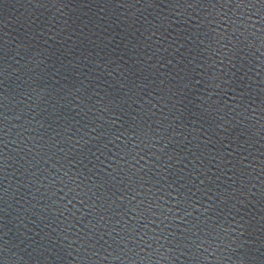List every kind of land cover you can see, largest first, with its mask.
<instances>
[{"label":"water","instance_id":"water-1","mask_svg":"<svg viewBox=\"0 0 264 264\" xmlns=\"http://www.w3.org/2000/svg\"><path fill=\"white\" fill-rule=\"evenodd\" d=\"M262 101L260 0H0V235L7 241L0 259L262 264ZM209 104L219 111L206 112ZM93 127L105 132L99 141ZM128 140L131 155L123 151ZM73 196L76 215L60 216L53 201ZM187 196L203 232H184L191 225L179 215L160 214ZM208 196L214 211L200 216ZM150 203L155 217L140 214ZM128 209L135 213L124 215ZM237 224L244 234L231 247L202 244L212 225ZM114 240L127 244L123 253Z\"/></svg>","mask_w":264,"mask_h":264},{"label":"snow or ice","instance_id":"snow-or-ice-1","mask_svg":"<svg viewBox=\"0 0 264 264\" xmlns=\"http://www.w3.org/2000/svg\"><path fill=\"white\" fill-rule=\"evenodd\" d=\"M228 2H232V0H228ZM241 2H243V0H241ZM261 3H264V0H260ZM192 5L189 4V7H191ZM239 6V4L237 5ZM201 43H203V41H201ZM216 43H220V41H216ZM221 47H224V45H221ZM216 54H219L220 52V49H216L215 50ZM222 63V61H221ZM218 77L216 75H213L211 77V79L213 81H215ZM183 79V78H182ZM196 84H199L200 81H195ZM189 85L188 83H185L183 85L184 88H187ZM216 88H219L220 85L219 84H216L215 85ZM179 90V89H178ZM177 95V93H173V96ZM211 95V94H210ZM241 95H243V93H241ZM177 103H183L182 100H177L176 101ZM109 103H111V101H109ZM262 103H264V101H262ZM173 108H175V104L172 105ZM213 110V111H219L218 108H215L213 104H209V107L208 109H205L206 112H209V110ZM104 111H111L110 108H105ZM209 114H211V112H209ZM225 115H227L225 113ZM120 119L119 117H116L115 120H112L111 123L112 124H115L116 123V120ZM133 121H135L136 117H133L132 118ZM165 119H167V117H165ZM220 121L224 122V124H227L228 121H225V117L224 116H221L220 118ZM125 123H127V121L123 122L120 124V128H124V125ZM85 127H87V125H85ZM129 127H132V125H129ZM137 127H139V125H137ZM172 127V130H173V134L174 135H177L179 133L176 132V128L174 126H171ZM217 128H220L221 127V124L218 123L216 125ZM127 130V129H125ZM226 130V129H225ZM79 131V129L77 130ZM91 133H95V136L92 137L93 139H96V140H100L102 139L104 136H105V132L103 130H100L98 129V127H93L91 130ZM119 131V130H118ZM85 135H89V133H85ZM123 135V133L121 132L119 135H116L115 137V140L116 141H120V136ZM133 135L135 136V131L133 132ZM238 135H243V133H240ZM69 139H71V137H69ZM81 139H84L83 136H81ZM132 141L131 140H128L127 142H122L123 143V151L126 153V155H131V152L128 150L127 148V143H131ZM77 143H79V141H77ZM85 143H87V141H85ZM109 143H113V141H109ZM141 143H145L144 141H141ZM245 143H247V141H245ZM117 148H120L121 145L118 143L115 145ZM148 145L145 143V147H147ZM106 147V145H105ZM198 147V146H197ZM167 148V145H164L163 147H161L160 151L161 152H165V149ZM61 151H63V149H60ZM109 151H111L109 149ZM139 159L137 160V157L136 156H133V160H136L137 163H139V160H143L144 157L142 155H139ZM120 159H123V157H120ZM168 159L171 160L172 157L169 155L168 156ZM125 163H127V161H125ZM140 169H137V171H139ZM198 176L199 175H203V173H198L197 174ZM64 176L65 177H68L69 181L71 182H75L74 178L73 177H69L68 175V172H65L64 173ZM183 179V178H181ZM63 182V181H62ZM157 183H159V181H157ZM204 184V179H199V185H203ZM198 185V187H199ZM185 185H181V187H184ZM77 187H79V185L77 184ZM169 187H171V185H169ZM61 191H63V189L61 188L60 189ZM160 189H158L159 191ZM69 191H72V189H69ZM189 192H191V189L189 188L188 189ZM95 195V194H94ZM169 195H171L169 193ZM192 195H195V193H192ZM180 196V192L179 190H177V197ZM219 198V197H217ZM75 199V196H73L71 199H69L67 201V204H64L63 203V200H64V197H61L60 198V202L58 203L57 201H53V205L55 206V210L56 212L59 213L60 216H64V211H68L72 216H75L76 215V211H73L72 209L75 208V205L73 204V200ZM133 199H135V197H133ZM157 200L159 199H162V197H157L156 198ZM207 199L210 201V203L208 204L207 207L204 208V211L200 213V216H204L205 213H210V212H213L214 209H213V204L211 203L212 201V196H208ZM132 201L130 200L129 203H131ZM81 205L83 206L84 205V201L81 200L80 201ZM141 204L143 203L142 201L140 202ZM175 203H176V209L175 211H173V209L171 207H169L167 209V213H165L164 211H161V215H164L165 216V219L168 218V214H171L172 218L175 219L177 215H179V218L181 220V222L184 224V225H191V227H186L183 229L184 232H191L192 231V227H195L197 228L198 231L200 232H203V229L200 228L199 224H193L192 222V211H189V208H193L194 209V206L191 204V196H187V197H184L183 200L181 199H176L175 200ZM71 206V207H69ZM159 207L162 208V205H158ZM203 206V205H202ZM45 207H49L48 205H45ZM120 207H123L122 205ZM233 207H235V205H233ZM3 209H0V212H2ZM143 211H147V212H150L152 213V215L155 217V211L153 209V206L152 204L150 203L148 208L147 209H143L141 211L140 214H143ZM223 211V210H221ZM128 212H134L135 213V209H128V211H125L124 212V215H128ZM239 212V210H237V213ZM182 213V214H181ZM219 215V213H217V216ZM130 219H135V214L131 217H129ZM65 219H67V217H65ZM101 219H103V216H101ZM197 221H199V216H197ZM206 219H211V216H207ZM262 220H264V216L261 217ZM153 223H155V220L152 221ZM125 224H127V221H125ZM160 224H164V221L161 220L160 221ZM4 227L3 224H0V229H2ZM262 229H264V224H262ZM238 228H243V225H239L237 224V227H230L229 229L227 230H224V229H220V230H217L216 226L215 225H212L210 227V229L207 231V232H204V239L202 240V244H207L208 247H211V245L213 243L216 244V247L217 248H228V247H231V245L238 241L240 239V237L244 234L243 231H240L238 232ZM161 231H163V229H161ZM213 232H215V236H213ZM223 233V234H221ZM4 235H6V233H4L3 235H0V241H3V244H0V256L3 255L4 251H5V245L7 244V241H4ZM108 235L110 236L111 233H108ZM250 235V234H249ZM114 239V238H113ZM143 239V237H141V240ZM156 241H159V236H156L155 237ZM260 241H261V247L264 248V234H262V236L260 237ZM102 242V243H101ZM114 242H116L114 240ZM96 243H101V246L103 247L104 245H107L108 244V241L107 240H104L103 236H101L97 241ZM117 243V247L116 249H114V251H119V252H124V249L127 248V244H124L123 247H121L120 243L116 242ZM133 243L135 244L136 241L133 240ZM95 245H93L94 247ZM238 247L240 245H237ZM146 247L148 248H151V245L150 244H147ZM143 250V249H142ZM205 252H207L208 248L205 247ZM235 249H233L234 251ZM128 251H132V249H128ZM169 251H171V249H169ZM95 254V253H94ZM125 255H127V253H125ZM261 257H264V251H261ZM116 259H120V256H117ZM130 259V258H129ZM0 264H4V261L2 259H0ZM262 264H264V260H262Z\"/></svg>","mask_w":264,"mask_h":264}]
</instances>
